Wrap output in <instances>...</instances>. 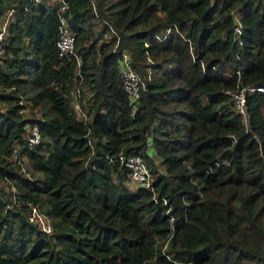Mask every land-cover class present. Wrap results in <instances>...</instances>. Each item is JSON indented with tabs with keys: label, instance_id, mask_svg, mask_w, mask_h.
<instances>
[{
	"label": "trees",
	"instance_id": "16d2710c",
	"mask_svg": "<svg viewBox=\"0 0 264 264\" xmlns=\"http://www.w3.org/2000/svg\"><path fill=\"white\" fill-rule=\"evenodd\" d=\"M3 22L0 264H264V92L245 90L244 116L229 93L264 84V0H0ZM118 152L142 155L167 203L127 186Z\"/></svg>",
	"mask_w": 264,
	"mask_h": 264
},
{
	"label": "built area",
	"instance_id": "2783aa9c",
	"mask_svg": "<svg viewBox=\"0 0 264 264\" xmlns=\"http://www.w3.org/2000/svg\"><path fill=\"white\" fill-rule=\"evenodd\" d=\"M65 4L63 1L58 6V37L56 39V45L58 47L59 54H66L73 52L72 43H73V32L68 28L65 18L62 15L61 11L64 9ZM10 11H8L9 13ZM7 13V14H8ZM4 30V22L0 24V53H2L1 39ZM234 32H239L238 26L235 24L233 26ZM120 59V71H121V86L127 95L132 107L134 106L135 100L137 99L139 87L141 86V78L137 71L132 68L127 61V53L122 51ZM79 58L76 56V63L78 64ZM76 73L78 74V69L76 68ZM258 89L264 92V84L261 85H238L229 91L230 98L235 110L245 115L244 109V99H245V90ZM76 92L78 91L77 87L74 88ZM77 94V93H76ZM75 112H82L81 117H84V111L81 110L77 98L72 102ZM28 135L27 143L32 145L37 142L39 139V133L35 122H32L28 126ZM17 152V148H13L12 156L14 157ZM117 159L119 162L127 169L128 180L135 184L136 186L140 185L146 189L151 190L152 198L154 200L160 199L163 203H167L165 197L156 196L155 191L153 190L152 185V175L150 173L149 167L146 164L144 158L139 153H117ZM167 211V208H166ZM27 218L37 223L39 228L44 231H50L51 225L50 221L40 211L35 205H30L29 210L27 211ZM172 220V215H169V221ZM172 227V225H170Z\"/></svg>",
	"mask_w": 264,
	"mask_h": 264
},
{
	"label": "rangeland",
	"instance_id": "374dc122",
	"mask_svg": "<svg viewBox=\"0 0 264 264\" xmlns=\"http://www.w3.org/2000/svg\"><path fill=\"white\" fill-rule=\"evenodd\" d=\"M51 1H58V0H51ZM104 40V38H102L101 39V41H103ZM75 87H77V89H78V91L76 92V90H72V92H71V101L73 102L74 101V99H76L77 98V100H79V99H81V101L82 100H84V98H85V96H86V92H87V90H86V86L85 85H82L81 87H79V85L78 84H76V83H74V87L73 88H75ZM77 93V94H76ZM82 94V97L80 98V95ZM81 107V106H80ZM23 110V112L27 115V114H29V115H32V114H34V115H38L39 114V112L38 111H35V113L33 112V113H31L32 112V110L30 111V109H28L27 107L26 108H24V109H22ZM81 110H83L84 111V109L81 107ZM80 115H82V112H80V113H78V112H76V116L77 117H80ZM149 148H147L146 149V152L147 153H149V150H148ZM6 183V181H1L0 180V185H4L5 187H4V190L5 191H7V190H9V187H8V183H7V185L5 184ZM126 184L130 187V188H133L134 186L129 182V180H127V182H126Z\"/></svg>",
	"mask_w": 264,
	"mask_h": 264
},
{
	"label": "crops",
	"instance_id": "0c3cea01",
	"mask_svg": "<svg viewBox=\"0 0 264 264\" xmlns=\"http://www.w3.org/2000/svg\"><path fill=\"white\" fill-rule=\"evenodd\" d=\"M148 150H150V149H148ZM130 182V181H129ZM134 187L133 188H131V189H134L135 187H136V185L135 184H133L132 182H130ZM128 186V185H127ZM129 187V186H128ZM130 188V187H129Z\"/></svg>",
	"mask_w": 264,
	"mask_h": 264
}]
</instances>
